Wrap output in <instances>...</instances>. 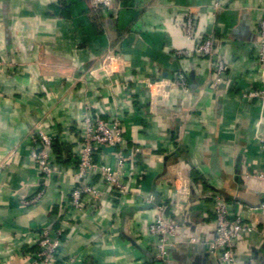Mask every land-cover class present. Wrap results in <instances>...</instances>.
Wrapping results in <instances>:
<instances>
[{
  "label": "crops",
  "instance_id": "crops-1",
  "mask_svg": "<svg viewBox=\"0 0 264 264\" xmlns=\"http://www.w3.org/2000/svg\"><path fill=\"white\" fill-rule=\"evenodd\" d=\"M212 4L0 0V264H33L44 227L61 231L58 264H156L147 226L162 202L177 226L168 264H219L206 244L216 198L229 217L257 228L236 242L239 263L264 264V96H244L264 92L256 46L264 0ZM207 38L211 57L196 51ZM109 54L120 58L116 73L93 75ZM217 61L226 70L215 84ZM146 82L159 83L150 90ZM87 107L119 118L128 149L141 152L127 166L124 197L105 194L95 204L84 195L78 209L69 201L85 181L75 155ZM37 126L56 139L48 180L30 154ZM100 160L113 164L108 154ZM180 180L191 186L186 199L176 198ZM87 181L104 188L99 176Z\"/></svg>",
  "mask_w": 264,
  "mask_h": 264
},
{
  "label": "built area",
  "instance_id": "built-area-1",
  "mask_svg": "<svg viewBox=\"0 0 264 264\" xmlns=\"http://www.w3.org/2000/svg\"><path fill=\"white\" fill-rule=\"evenodd\" d=\"M95 8L107 9L112 6L113 0H91ZM222 0H213V8L220 9ZM186 31L188 35L191 31V22L187 21ZM257 58L259 66L264 70V9L263 16L257 26ZM196 51L207 57L212 56L211 39H205L196 49ZM120 62V58L115 54L105 56L101 64L92 70V74L96 75L103 72L107 75L116 73L113 65ZM226 67L221 61L216 62L215 74L217 84L220 76L225 72ZM178 84H183L182 77L179 75ZM159 83V82H156ZM146 82L147 87L151 90V86L156 84ZM248 98L262 99L264 92L261 90H249L244 94ZM78 132L81 135V148L75 155L76 176L85 180L83 184L74 188L71 192L69 205L73 208L80 209L83 205L82 196L89 195L95 204L105 194H116L124 197L128 192V186L124 182V176L127 166L138 163L137 156L140 149H128L123 124L121 120L114 117L106 120L100 114L93 112L90 107L85 108V113ZM32 149L31 157L38 169V172L44 179L53 174V166L51 162V152L55 146L56 139L53 135L47 133L42 126H37L30 135ZM264 142V138L262 139ZM110 155L113 158V164L106 163L101 159L103 155ZM2 166L0 165V171ZM99 176L103 182L104 188L98 189L94 184L87 181L89 175ZM138 174V173H137ZM259 178L264 179V174H260ZM180 185L176 188V198L186 199L191 191V186L185 180H180ZM43 195V190L27 203L38 201ZM214 210V226L212 238L206 242L210 253L217 257L219 264H240L238 255L235 250V244L245 235L256 232L257 228L253 223H245L240 217H229L228 205L220 200L215 199ZM94 205V204H93ZM166 206L162 202L156 206V215L154 219L148 223L149 232L157 238V261L156 264H168L167 252L174 245L173 239L177 234V226L174 222L166 219L164 216ZM60 230H54L44 227L39 232L37 240L38 251L32 254L33 264H58L59 249L61 246ZM264 237V235H263ZM191 243H196V238H190ZM69 258L66 263H71Z\"/></svg>",
  "mask_w": 264,
  "mask_h": 264
}]
</instances>
